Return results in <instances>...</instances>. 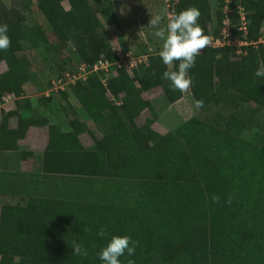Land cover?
Wrapping results in <instances>:
<instances>
[{"label": "trees", "instance_id": "16d2710c", "mask_svg": "<svg viewBox=\"0 0 264 264\" xmlns=\"http://www.w3.org/2000/svg\"><path fill=\"white\" fill-rule=\"evenodd\" d=\"M93 2L102 6V18L108 24L116 21L111 0H36V7L58 36L73 41L86 62L93 63L94 59L105 57L102 55L115 60L106 39L108 30ZM240 5L247 11L248 19L251 18L253 26L249 27V35L257 38L262 34L259 28L264 22V0H241ZM189 7L199 10L198 23L209 38L213 32L210 0H178L176 13ZM234 12L231 18L235 21L238 16L239 22V15ZM33 20L29 0H0V23L9 26L10 38L9 48L0 51V61L8 65L1 80H11L18 71L24 75L18 53L25 46L38 47L45 42L42 26L29 25ZM246 49L244 55L234 54L231 46L208 45L202 49L188 73L192 79L190 88L195 100L204 102L196 115L203 122L210 118L214 105L232 94L255 104L257 108L249 119L262 129L264 148V82L254 77L258 64L264 63V46L250 45ZM166 70H175V67L169 69L158 55L152 56L143 78L138 77L143 88L137 87L136 80L130 79L125 71H120L118 79L112 80V87L116 93L124 92L123 104L117 107L107 101L102 110H89L103 134V140L96 139L95 155L108 165L107 158L114 157L119 176L142 181L136 204L125 207L30 197L24 205H3L0 264H101L97 253L107 239L97 236L100 227H104L109 237L128 235L136 242L134 256L120 257L121 264L129 261L132 264H211L208 194L190 150L177 135H162L153 130L149 124L154 118L145 125L136 121L144 110H152V105L143 99L141 89L153 86H162L166 92L170 89L169 82L161 80ZM87 83L76 91L92 94L85 89L96 92L103 88L93 77ZM174 93L176 98L182 96L179 91ZM88 97L84 98L87 105L91 103ZM227 120L228 133L240 136L247 129L248 123L235 114H229ZM32 125L33 122L27 128ZM7 132V124L0 126V148L18 150L17 145L10 146ZM68 139V135L57 130L51 136L52 144L43 162L46 173L64 174L68 168L80 172L90 170L84 151L78 146H69ZM74 157L76 161L70 162ZM152 204L159 207L152 206L151 211ZM73 241L83 245L86 256L72 253Z\"/></svg>", "mask_w": 264, "mask_h": 264}, {"label": "rangeland", "instance_id": "374dc122", "mask_svg": "<svg viewBox=\"0 0 264 264\" xmlns=\"http://www.w3.org/2000/svg\"><path fill=\"white\" fill-rule=\"evenodd\" d=\"M111 1L116 14V21L112 24H108L102 18V6L93 2L108 30L106 39L112 55L115 56V61L113 59L109 67L105 69L100 65L97 68L96 64L100 59H107L106 55L94 59L93 63L86 62L72 40L64 39L55 33L48 20L37 9L36 0H29V6L34 16V20L29 25L42 26L46 37L42 45L38 47L25 46L18 53V60L24 75L18 71L11 77V80L0 79V126L7 124L9 131L7 138L10 139L8 142L11 147L17 145L18 149L10 150L1 147L0 152L7 157L15 156L16 161L10 160L4 167L21 170L20 174H15V177L17 184L19 182L22 186L13 190L1 187L0 192L7 194V200H0L1 205H24L30 197L78 200L79 202L125 207H132L136 204L141 192L142 181L119 176L117 166L115 167V164L118 163L113 159L114 157L107 158V162H110L108 165L95 155L93 148L97 143L96 139L103 140V134L101 129L96 126L89 110L93 112L98 109L102 110L107 101L117 107L123 104L124 92L116 93L115 88L112 87V80L118 79L122 70L130 79L136 80L137 87L143 88L138 77L143 78L150 58L158 55L163 43L151 35L153 29L148 25V22L151 16L159 14L164 17L161 21V26H164L168 17L176 13L178 0ZM240 1L210 0L213 32L209 40L210 42L214 41L213 45L217 42L216 39H220L227 46L235 44L241 47L245 46L247 36L240 33L239 29L234 30L238 26V16L235 21L232 19L229 26L233 31L232 36L224 35L223 32L226 31L223 30L222 21L220 23V18H224L226 4H229L232 13L235 11L234 13L239 15ZM233 4H235L234 7ZM65 5L68 7L67 3ZM247 20L249 27H252L251 18L248 19V15ZM259 33L264 34V22L259 28ZM251 39L254 37L248 34V40ZM128 59L132 60L133 64L137 60V65L135 63L131 66V63L128 62L129 67H125L124 62H127ZM174 67L175 64L172 68ZM6 71H8L7 63L0 61V76ZM90 77L100 81L103 88L96 92L89 88L85 89L92 94L78 93L76 90L83 89L85 84H88ZM141 90L143 99L152 105V110H144L138 116L137 123L145 125L149 123V119L154 118L149 125L156 132L162 135L185 134V140L180 138L190 150L203 183L207 181L209 186L216 187L217 182L224 178L222 182L225 183H222V186L226 187V184L229 186L230 179L233 180L236 172L230 168L232 163H226L227 155H234L232 151H235V153H239L240 162L237 165L239 169L241 167L240 173L247 175L250 183V180H254L252 186L255 190L260 189V192L264 190L262 129L249 119V116L257 108L255 104L244 102L239 96L232 94L229 98L222 100L219 105L212 107L211 116L206 121L208 123L206 125L196 117L199 109L195 108L196 100L192 95L191 88L182 93L180 98H176L171 89L166 92L162 86ZM85 97L91 101L89 105L84 101ZM229 114H235L239 119L248 123L247 129L242 135H230L231 133L227 132L226 125ZM32 122L33 125L27 128ZM31 127H37L38 131L44 132L45 138L39 139L34 133L30 134ZM55 130L68 135L69 146H78L84 151V156L90 166L89 171L80 172L73 168H68L64 174H50V172L44 171L45 153L52 144L50 140ZM209 132L211 134L213 132L215 137L212 138ZM177 136L179 137V135ZM231 140H236L238 146ZM248 146H252V148H248ZM218 151L224 152V156L218 154ZM249 152H256L259 155L252 159L251 155L248 156ZM74 161H76L75 157L70 162ZM111 165L113 167H110ZM244 165L247 167H243ZM33 171L34 173H32ZM222 175L223 177L220 178ZM26 181L34 184L25 187L23 183ZM236 183V188L242 187L243 182L240 179ZM233 185L232 182V187ZM245 185L248 186L246 182ZM10 193L15 194L13 200L9 198ZM253 195L256 196V194ZM158 205L152 204L149 207L152 211L153 207H159ZM252 222L254 225L257 224L256 220ZM223 230L229 231V228L216 227L215 239L212 243L211 264H235L237 261L232 253L236 246L231 239L223 240L220 233ZM261 230L259 233L263 237L264 228ZM263 242L264 240L254 244L255 247L251 249V251L255 249L254 251L257 252V254L253 253V264H264Z\"/></svg>", "mask_w": 264, "mask_h": 264}, {"label": "crops", "instance_id": "0c3cea01", "mask_svg": "<svg viewBox=\"0 0 264 264\" xmlns=\"http://www.w3.org/2000/svg\"><path fill=\"white\" fill-rule=\"evenodd\" d=\"M203 123L206 125L208 124L207 122H203ZM33 133L39 139L45 138L44 132L38 131L37 127L30 128V134H33ZM176 134L179 135V137H181L182 139L184 140L186 139L185 134H179V133H176ZM210 136L212 138L215 137L213 136V132ZM231 141L237 145L236 140L235 141L231 140ZM244 141L246 142V140ZM248 148H252V146H248ZM232 152L234 153V155L232 154L230 156L227 155L228 160L226 162V163H232L230 168L231 170L236 172L233 180L230 179V185L228 186L226 184V187L222 186V183L223 184L225 183V182H222L224 178L217 182L218 185L216 187L214 185L209 186L207 184V181L203 183L207 191L208 201H209L208 208H209V224H210L209 226L210 252H212V246H213L212 243H213V240L215 239L214 237L216 234V227H222L225 229L229 228V231L223 230V231H220V233L223 236L224 241L231 239L233 240V243L236 246L234 247V252H232L234 253L233 256L235 260H237L235 264H253L254 254H257V252L254 251L255 249L253 251H251V249L255 247L254 244H258L262 240H264V232H263V237L259 233L262 231L261 229L264 228V190L261 192H260V189L255 190L252 186L254 184V180L253 179L250 180L251 181L250 183L248 181L249 178L246 177L247 175L245 176L244 173L243 174L240 173L239 170H241V167L239 169L237 165V163L239 164L240 162L238 158L239 153L238 152L235 153V151H232ZM243 153L245 157V152L243 151ZM218 154H221L222 156H224V152L218 151ZM242 154H240V156H242ZM258 155L259 153H256V152L254 153L249 152L248 154V156H250V158L252 159L257 157ZM250 158L248 159L250 160ZM244 159H247V158H244ZM10 160L16 161L15 156L7 157L4 155V153L0 152V189L1 187H3L7 189L10 188L11 190H13L16 187H22L19 182L17 184L16 177H15V174H20L21 170L14 168V167L13 168L4 167V165L7 164V162H9ZM243 161H246V160H243ZM243 167H247V166L244 165ZM32 173H34V171ZM30 177H32V174H30ZM222 177L223 175L220 178ZM238 179H240V181L243 182V184H241L242 187L240 186V188H236V184H237L236 181ZM232 182L234 183L233 187H232ZM245 182L248 184V186L245 185ZM33 184H34L33 182L29 183L27 181L23 183L25 187H29ZM253 194H256V196L258 194V196L256 197ZM213 195L219 196L220 199L218 202H214L212 200ZM6 196H7L6 193L0 192V200H4V199L7 200ZM14 197H15V194L10 193L9 195L10 200H13ZM229 200H230V203L227 202ZM0 206L1 207L3 206V204L1 205V201H0ZM1 207H0V210H1ZM261 212H262V215H261ZM255 220L257 221L256 225H254L252 222ZM262 248H264V245Z\"/></svg>", "mask_w": 264, "mask_h": 264}, {"label": "clouds", "instance_id": "9594fccd", "mask_svg": "<svg viewBox=\"0 0 264 264\" xmlns=\"http://www.w3.org/2000/svg\"><path fill=\"white\" fill-rule=\"evenodd\" d=\"M200 12L195 7L186 8L167 19V23L161 26L164 19L162 15L151 16L148 25L153 29L151 35L162 41V46L158 51L161 62L167 68L171 69L175 63V70H166L161 74V80L169 82V88L172 91L181 93L187 92L192 85V79L189 76V70L195 66L196 57L209 44V38L203 33V29L198 23ZM9 26L0 23V51H5L10 46L8 35ZM149 51H152L149 49ZM254 77L260 82H264V63H259ZM204 106L203 100L195 101V108ZM219 196L213 195L214 202L219 201ZM230 203V200L227 201ZM97 236L107 239V243L102 246L97 258L101 264H121L120 257L127 254L132 257L136 251V242L128 235L112 234L110 237L104 227L97 230ZM72 253L79 256H86L87 251L78 241H73ZM129 264H132L129 261Z\"/></svg>", "mask_w": 264, "mask_h": 264}, {"label": "built area", "instance_id": "2783aa9c", "mask_svg": "<svg viewBox=\"0 0 264 264\" xmlns=\"http://www.w3.org/2000/svg\"><path fill=\"white\" fill-rule=\"evenodd\" d=\"M224 18L222 19V23H223V30L226 32H223L225 36H232L233 31H231L230 29V24L232 22V18H231V13H232V9L229 7V4H226L225 10H224ZM228 28V31H227ZM237 29H239L240 33H243L246 37V44L244 47L238 46V45H234L231 46L234 48L233 53L236 55H244L247 53V47L252 45L255 47H258L259 45H263L264 46V34L259 35L257 38L248 40V34H249V24H248V20H247V13L244 9V7L239 6V22H238V26ZM217 42L214 43L210 42L209 46L212 47H222V46H227L225 44H223L220 39H216ZM215 40V41H216ZM232 53V52H231ZM132 59V58H131ZM115 61V60H113ZM128 62L131 63V66H133L135 63L137 65V60L136 62L133 64L132 60H127V62H124L125 67H129ZM112 63V60L110 59H100L97 64L96 67L98 68V66L100 65L102 68L107 69V67H109V65Z\"/></svg>", "mask_w": 264, "mask_h": 264}]
</instances>
